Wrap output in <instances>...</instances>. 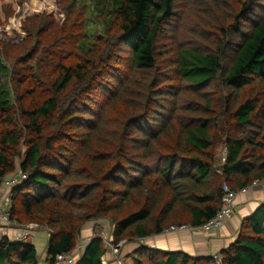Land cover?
Listing matches in <instances>:
<instances>
[{"label":"trees","instance_id":"obj_1","mask_svg":"<svg viewBox=\"0 0 264 264\" xmlns=\"http://www.w3.org/2000/svg\"><path fill=\"white\" fill-rule=\"evenodd\" d=\"M60 2L62 25L43 14L0 49V187L25 176L10 220L50 231L46 264L89 223L133 243L132 264H264V204L217 260L140 243L264 181V0ZM80 254L103 264L106 247ZM0 264H38L36 249L3 238Z\"/></svg>","mask_w":264,"mask_h":264},{"label":"crops","instance_id":"obj_2","mask_svg":"<svg viewBox=\"0 0 264 264\" xmlns=\"http://www.w3.org/2000/svg\"><path fill=\"white\" fill-rule=\"evenodd\" d=\"M8 190L0 187V203L5 200ZM264 204V190H245L237 194L235 199V211L226 223L218 230L184 231L171 234H162L144 241V245L165 252H183L191 256L209 257L217 255L236 240L241 223L248 218L259 206ZM23 226L15 225L7 228L0 226V240L3 238L13 241L23 233ZM83 235L81 239L88 238ZM48 236L44 230L35 229L29 232L26 243L35 247L38 256V264H46V249ZM82 246V245H80ZM84 246L71 257L76 260ZM112 264L110 259H107Z\"/></svg>","mask_w":264,"mask_h":264},{"label":"rangeland","instance_id":"obj_3","mask_svg":"<svg viewBox=\"0 0 264 264\" xmlns=\"http://www.w3.org/2000/svg\"><path fill=\"white\" fill-rule=\"evenodd\" d=\"M64 5L65 3L60 2V0H0V49L4 47L17 48L24 43L29 37L26 26L32 23V19L43 14L52 17L57 25H62L65 20ZM19 173L17 170L8 177V180L12 177H18ZM100 224H87L83 235L90 234V236L85 239L80 238L79 245L80 243L85 244L94 235L99 237L108 231V224ZM121 243L123 244L119 255L121 254L124 264H132L128 252L133 251L132 249L135 248V245L127 242ZM78 249H80V246ZM75 259L77 260L78 258ZM72 260L75 262L73 258Z\"/></svg>","mask_w":264,"mask_h":264},{"label":"built area","instance_id":"obj_4","mask_svg":"<svg viewBox=\"0 0 264 264\" xmlns=\"http://www.w3.org/2000/svg\"><path fill=\"white\" fill-rule=\"evenodd\" d=\"M222 161H224V159ZM24 179L25 176L19 173L18 177H12L9 180H7L4 186L8 191H10L12 187L18 185ZM247 190H253V191L264 190V181L252 183V185ZM236 196L237 193H234L228 188V186L225 185L223 187V196L221 200L220 209L212 220H210L208 223H206L200 228H191L185 226L172 227L170 229L165 230L163 234H171V233L184 232V231H207V230L220 229L235 211ZM15 225L16 224H14L10 220V216H9V193H8L5 200H3L2 203H0V226L10 228ZM38 228L39 227L35 224H30L28 226H25L23 229V233L20 236L16 237L12 242L25 243L29 237L28 232ZM46 233L48 237L51 234L50 231H46ZM94 238H99L103 242V244L106 247V255L110 256L113 259L114 264H124L123 259L119 255L123 243H118L117 245H114L110 241L108 231L99 237L96 235L94 236ZM140 241L142 242V240ZM214 259L217 260L218 257L214 256ZM55 264H73V260L71 255H56ZM103 264H108V262L105 259H103Z\"/></svg>","mask_w":264,"mask_h":264},{"label":"clouds","instance_id":"obj_5","mask_svg":"<svg viewBox=\"0 0 264 264\" xmlns=\"http://www.w3.org/2000/svg\"><path fill=\"white\" fill-rule=\"evenodd\" d=\"M10 179V178H9ZM248 189V188H247ZM247 189H245V190H247ZM10 191H8V193H9ZM238 194V193H237ZM30 225V224H29ZM26 226H28V225H26ZM23 227H25V226H23ZM39 229V228H38ZM30 232V231H29ZM28 232V233H29ZM46 232V231H45ZM47 234V233H46ZM164 235V234H163ZM94 236H96V235H94ZM94 236H93V238H94ZM49 238V237H48ZM144 241L145 240H142V242L140 241V243H142L143 245H144ZM87 242L88 241H86V243L85 244H83V243H81L80 245H82V246H80V249L83 247V246H85L86 244H87ZM26 243V242H25ZM214 256H217V255H213L212 257L214 258ZM110 259V261L112 262V264H114L113 263V259L110 257V256H107L106 254L103 256V258H102V262H103V259H105L106 261H108L107 259ZM75 262L73 261V264H74ZM109 264V263H108Z\"/></svg>","mask_w":264,"mask_h":264}]
</instances>
